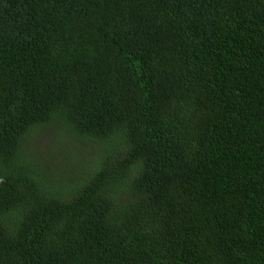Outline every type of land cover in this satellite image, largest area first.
I'll list each match as a JSON object with an SVG mask.
<instances>
[{"label":"trees","instance_id":"trees-1","mask_svg":"<svg viewBox=\"0 0 264 264\" xmlns=\"http://www.w3.org/2000/svg\"><path fill=\"white\" fill-rule=\"evenodd\" d=\"M0 264H264V0H0Z\"/></svg>","mask_w":264,"mask_h":264},{"label":"rangeland","instance_id":"rangeland-1","mask_svg":"<svg viewBox=\"0 0 264 264\" xmlns=\"http://www.w3.org/2000/svg\"><path fill=\"white\" fill-rule=\"evenodd\" d=\"M46 146H48V147H46ZM49 143H48V141H44L43 142V144H42V142L41 141H38V148H40V150H42V151H49ZM66 148H68V147H66ZM69 151H70V154L69 155H71L72 156V158H73V160H75V162H76V158L78 157L77 156V153L76 152H73V149L72 148H69Z\"/></svg>","mask_w":264,"mask_h":264}]
</instances>
